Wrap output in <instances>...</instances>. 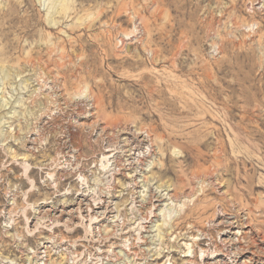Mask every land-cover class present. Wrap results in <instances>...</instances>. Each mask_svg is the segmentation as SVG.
Segmentation results:
<instances>
[{"label": "rangeland", "instance_id": "rangeland-1", "mask_svg": "<svg viewBox=\"0 0 264 264\" xmlns=\"http://www.w3.org/2000/svg\"><path fill=\"white\" fill-rule=\"evenodd\" d=\"M0 264H264V0H0Z\"/></svg>", "mask_w": 264, "mask_h": 264}, {"label": "bare ground", "instance_id": "bare-ground-1", "mask_svg": "<svg viewBox=\"0 0 264 264\" xmlns=\"http://www.w3.org/2000/svg\"><path fill=\"white\" fill-rule=\"evenodd\" d=\"M134 134V133H133ZM230 224V223H229ZM235 243H236V241H235ZM189 256H187V258H188Z\"/></svg>", "mask_w": 264, "mask_h": 264}]
</instances>
